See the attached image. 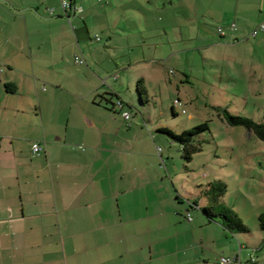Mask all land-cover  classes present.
I'll use <instances>...</instances> for the list:
<instances>
[{"label": "crops", "instance_id": "obj_1", "mask_svg": "<svg viewBox=\"0 0 264 264\" xmlns=\"http://www.w3.org/2000/svg\"><path fill=\"white\" fill-rule=\"evenodd\" d=\"M189 1L75 0L83 10L70 18L60 0H0V264L7 257L23 264L252 262L247 255L257 245H250L247 235L233 236L219 222L189 211L169 217L165 207L152 213L146 204L135 210L134 180L119 181L121 146L113 112L129 119L124 110L129 102L122 84L112 87L102 74L119 58L120 44L130 46L131 54L138 45L141 61L147 49L153 51L151 44L158 45L154 55H172L175 51L168 53L153 36L168 27V17L177 23L180 7L189 10ZM245 1L244 7L264 11V0ZM208 17L212 22L221 16ZM152 18L159 22L152 24ZM228 25V32L219 30L228 42L240 44L261 32L255 45L264 41V30L251 34L260 24L236 35L238 29ZM78 50L84 61H75L91 75L85 87L96 106L86 112L73 108L69 95L76 86L66 83L73 70L68 55ZM263 81L264 76L258 82ZM107 92L121 101L113 98L114 110L102 106L104 117L98 108ZM38 140L43 149L35 153ZM222 253L240 259L222 263Z\"/></svg>", "mask_w": 264, "mask_h": 264}, {"label": "rangeland", "instance_id": "obj_2", "mask_svg": "<svg viewBox=\"0 0 264 264\" xmlns=\"http://www.w3.org/2000/svg\"><path fill=\"white\" fill-rule=\"evenodd\" d=\"M236 1H189V10L180 7L177 23L168 17V27L160 28L153 36L163 42L168 53L175 51L172 55H167L166 59L154 55L155 45H158L151 44L153 51L147 49V59L141 61L138 45L136 53L131 54L130 46L120 44L119 58L111 59L114 60L112 68L102 71V78L112 87L122 84V94L130 104L124 109L130 118L126 119L122 111L116 109L113 114L117 121L113 126L121 146L117 155L121 170L119 181L122 185L124 179L134 180L135 210L148 204L152 213L165 207L164 212L169 217L188 211L194 216L203 215L201 208L193 205V201L200 198V187L224 180L227 184L225 201L250 227V236L246 238L250 245L259 248L256 251L258 261L248 263L264 264V229L259 221V215L264 212V139L244 126L228 124L215 107L225 106L233 113L264 121V81L258 82L264 76V41L255 45L263 32L256 39H241L238 44L221 38L218 29L222 27L228 32V22L231 26L235 21L238 30L232 33L247 34L264 22V17L256 22L264 16V11L244 7L245 0H239L238 4ZM211 14L221 17L210 22L212 18L208 15ZM152 21L155 24L159 19L152 18ZM77 55L84 56L79 50L68 55L73 70L66 74V83L76 86L69 95L73 108L79 106L86 112V108L96 106L94 94L87 92L85 87L89 86L87 80L91 75L80 71L75 61ZM76 67L79 68L76 70ZM115 75H118L116 79ZM142 77L147 80L145 85L151 96L147 101L145 97V102L137 90L138 79ZM178 98L181 105L176 102ZM100 99L101 96L98 101ZM103 102L101 107L108 106L105 100ZM174 103L177 114L173 112ZM103 107L98 109L105 117L107 111ZM206 121L209 129L196 136L202 150L189 161L182 145L160 131V127H169L181 133ZM139 166L142 168L136 169ZM176 196L181 197L182 202ZM156 198L161 199L160 203ZM207 202L202 197L201 204ZM250 250L253 251V247ZM221 256L226 255L220 254L219 260ZM247 257L249 260L250 255ZM7 258L6 264H23V261L15 263Z\"/></svg>", "mask_w": 264, "mask_h": 264}, {"label": "trees", "instance_id": "obj_3", "mask_svg": "<svg viewBox=\"0 0 264 264\" xmlns=\"http://www.w3.org/2000/svg\"><path fill=\"white\" fill-rule=\"evenodd\" d=\"M137 90L142 101L145 102V97L146 101L149 100L148 98L150 94L147 86L145 85L144 79H140L138 81ZM106 95L102 96L103 100H105L106 103L111 106L110 109L114 110L117 100L121 101V98L118 96V94L113 92H107ZM113 98L117 100L114 101ZM176 102H178V104H182L180 98L176 99ZM215 107L218 111V115L221 116L228 124L232 126H244L249 131L253 132L257 137L264 139V121H257L247 115L233 113L225 106L216 105ZM175 108L176 103H174L173 112L177 114L178 112L175 110ZM208 129L209 124L207 121L192 128L185 129L181 133H177L169 127H160V131L167 133L173 140L178 141L182 145L184 156L188 161L193 159L195 153L202 150V144L196 139V136ZM200 189V198L194 200L193 205L194 207L201 208L203 211V216H205L207 220L219 222L227 231L232 233L233 236H250L248 234L251 233L250 227L244 223L238 212L224 199L227 192V184L224 180L219 179L209 182L207 187L201 186ZM176 197L178 199L180 198L179 196ZM202 197H205L208 200V202L204 205H200ZM259 221L260 227L264 229V212L259 215ZM258 249L259 248L257 246L253 247V253L250 254V260L252 262H255L257 258L256 251ZM232 258H234L233 261L239 260L240 255H237L236 257L234 256Z\"/></svg>", "mask_w": 264, "mask_h": 264}, {"label": "built area", "instance_id": "obj_4", "mask_svg": "<svg viewBox=\"0 0 264 264\" xmlns=\"http://www.w3.org/2000/svg\"><path fill=\"white\" fill-rule=\"evenodd\" d=\"M60 1H61V11H62V13L65 14L66 16H69L70 18H71V16H70L71 14H74L77 11L81 12L83 10V7L76 5L74 0H60ZM49 11H50V13H54V9L53 8H50ZM232 28H234V29L237 28V23L236 22L232 23ZM260 29L264 30V23L260 24L257 28L252 30L251 34L253 36L257 35ZM219 30H220L221 33H224V29L222 27H220ZM76 60L79 61V62L84 61V59L82 57H80V56H76ZM182 110L186 111L184 108ZM125 116L128 118L130 116L129 112H125ZM42 149H43V146H42V144L39 141H35L33 143V151L35 153H40L42 151ZM233 260H234V258H232V257L221 256V261L223 263H230Z\"/></svg>", "mask_w": 264, "mask_h": 264}]
</instances>
